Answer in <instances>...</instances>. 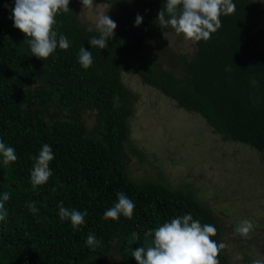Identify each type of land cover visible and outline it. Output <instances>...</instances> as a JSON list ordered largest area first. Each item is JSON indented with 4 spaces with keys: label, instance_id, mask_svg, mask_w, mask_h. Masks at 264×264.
Returning a JSON list of instances; mask_svg holds the SVG:
<instances>
[{
    "label": "trees",
    "instance_id": "obj_1",
    "mask_svg": "<svg viewBox=\"0 0 264 264\" xmlns=\"http://www.w3.org/2000/svg\"><path fill=\"white\" fill-rule=\"evenodd\" d=\"M165 2L109 0L117 28L100 49L88 43L98 33L82 18V0H70L71 12L59 13L55 26L70 47L42 59L45 84L38 85L40 58L10 18L15 0H0V140L18 156L7 166L0 156V194L11 197L0 221V264H109L104 258L115 240L124 262L138 264L131 250L144 244L145 232L184 214L213 224L212 239L224 242L222 220L190 187L131 177L124 153L137 97L124 79L137 75L177 106L203 116L223 140L249 146L264 158V4L234 0L236 10L220 17L222 27L210 39L194 42L191 57L167 54L176 62L164 68L157 47L164 44L163 31L174 30L155 21ZM137 14L143 20L134 26ZM82 46L93 56L87 69L78 62ZM50 107L60 115L48 116ZM91 108L99 110V134L91 133L82 115ZM45 143L55 155L49 165L53 175L34 189L32 157ZM119 192L134 202L133 216L104 219ZM29 202H35L36 213ZM61 202L86 210L85 223L73 227L62 221ZM90 233L100 241L95 247L86 243ZM217 259L230 264L226 249Z\"/></svg>",
    "mask_w": 264,
    "mask_h": 264
},
{
    "label": "rangeland",
    "instance_id": "obj_2",
    "mask_svg": "<svg viewBox=\"0 0 264 264\" xmlns=\"http://www.w3.org/2000/svg\"><path fill=\"white\" fill-rule=\"evenodd\" d=\"M264 4V0L262 2ZM109 0H93L84 7L82 18L95 27L99 15L110 16ZM111 17V16H110ZM157 47V62L167 68L176 61L169 53L192 56L194 42L174 31ZM42 59L35 68L45 84ZM124 82L137 97L134 115L129 119L130 138L124 153L131 177L137 181H163L172 188L187 185L222 220V239L230 264H253L264 256V158L249 146L225 141L214 133L203 116L177 106L162 91L146 85L135 74H127ZM99 110L91 108L83 118L92 134H99ZM47 115L59 116L54 107ZM133 148L139 151L133 152ZM248 220L252 230L235 234L240 222ZM115 240L104 258L109 264H126Z\"/></svg>",
    "mask_w": 264,
    "mask_h": 264
},
{
    "label": "clouds",
    "instance_id": "obj_3",
    "mask_svg": "<svg viewBox=\"0 0 264 264\" xmlns=\"http://www.w3.org/2000/svg\"><path fill=\"white\" fill-rule=\"evenodd\" d=\"M70 0H15V6L11 10V19L14 27L25 34L32 55L40 59H47L57 48L67 50L70 47L68 38L58 33L55 26L56 16L59 13L71 12ZM84 7L93 5V0H82ZM236 10L234 0H166L157 15L155 23L162 29H172L176 34H183L186 39L193 42L208 40L211 34L222 27L220 17L228 15ZM143 17L137 14L135 25L142 23ZM117 23L107 14L98 16L95 23V31L88 40L92 47L107 48V41L115 35ZM93 28H87L93 32ZM172 33L163 31L162 35L168 40ZM78 62L87 69L93 64L91 51L82 46L78 53ZM0 156L2 163L7 166L17 161L18 156L13 147L0 140ZM55 158L53 149L48 144H43L34 160L30 172V180L33 188L48 182L53 172L50 162ZM55 191V189H53ZM10 193L0 194V221H4L8 215L5 202L10 199ZM32 213H36L35 202L26 205ZM134 202L123 192L117 193V202L107 209L104 219L118 220L121 215L131 218L134 213ZM59 217L70 220L73 227L85 223L87 211H79L67 208L63 202L58 205ZM252 230V224L248 220L240 222L234 229L235 234H247ZM217 235V228L211 223H202L194 219L191 214H184L164 221L155 228L145 232V242L140 247L131 250V255L138 264H219L217 257L226 245L212 239ZM86 243L95 247L100 243L94 234L90 233ZM253 264H264V256L253 261Z\"/></svg>",
    "mask_w": 264,
    "mask_h": 264
}]
</instances>
